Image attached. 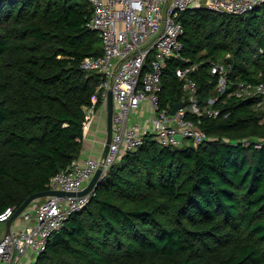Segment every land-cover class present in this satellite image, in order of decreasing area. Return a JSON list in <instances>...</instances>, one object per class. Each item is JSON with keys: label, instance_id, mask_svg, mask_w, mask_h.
<instances>
[{"label": "trees", "instance_id": "1", "mask_svg": "<svg viewBox=\"0 0 264 264\" xmlns=\"http://www.w3.org/2000/svg\"><path fill=\"white\" fill-rule=\"evenodd\" d=\"M90 13L89 0H0V212L49 188L81 156L100 79L81 61L102 52L86 26ZM179 18L182 53L198 65L197 99L219 94L220 113L199 121L208 139L172 148L146 135L33 264H264V104L231 94L238 81L264 80V4L240 14L187 9ZM212 61L232 64L224 92L214 88ZM183 64L167 60L163 104L183 96L175 75Z\"/></svg>", "mask_w": 264, "mask_h": 264}, {"label": "built area", "instance_id": "2", "mask_svg": "<svg viewBox=\"0 0 264 264\" xmlns=\"http://www.w3.org/2000/svg\"><path fill=\"white\" fill-rule=\"evenodd\" d=\"M91 13L86 26L98 32L102 52L88 55L81 66L98 73L100 79L91 105L86 108L83 134L86 136L95 104H106L112 93V130L105 155L79 156L50 178L49 188L78 192L101 167L102 178L109 167L128 150H136L145 136L154 134L164 146L183 145L208 139L199 125L203 115L216 116L219 108L196 97L198 86L191 72L197 63L184 57V31L180 15L187 9L206 8L217 13L240 14L262 6L264 0H89ZM170 57L183 59L186 64L175 68L182 81L180 106L171 113L173 104L161 102L162 71ZM231 63L211 62L210 72L217 74L215 90L224 92L233 84L229 76ZM231 94L237 97L258 96L264 104V80L250 83L238 81ZM146 102L151 112L150 126L130 122V114ZM181 135V139L178 138ZM264 141V138L261 139ZM260 140V141H261ZM260 142L256 143L259 146ZM92 187L83 194H49L32 201L19 215L23 226L0 233V264H33L45 251L49 238L60 229L68 216L83 208L95 194ZM15 210L6 207L0 212V229Z\"/></svg>", "mask_w": 264, "mask_h": 264}, {"label": "water", "instance_id": "3", "mask_svg": "<svg viewBox=\"0 0 264 264\" xmlns=\"http://www.w3.org/2000/svg\"><path fill=\"white\" fill-rule=\"evenodd\" d=\"M112 104H113V99H112V93L109 90L108 91V96H107V133H106V140L104 143V150H103V155H105L109 142H110V137H111V130H112V119H111V114H112ZM181 102L177 101L173 103V106L171 108V113H174L175 110L180 106ZM178 138L181 139V135L178 134ZM101 167H99L95 173L93 174V176L91 177L90 181L88 182V184L81 190H79L78 192H71V191H64L61 189H57V188H47L45 190L42 191H37V192H33L31 194H29L25 200L17 207L15 208V210L13 211V213L11 214V216L6 220L5 222V231L9 232L10 231V226H11V222L16 219L20 213L22 212L23 209H25L32 201H34L35 199L41 198L43 196L49 195V194H83L88 192L92 187H96L99 180H100V175H101Z\"/></svg>", "mask_w": 264, "mask_h": 264}, {"label": "crops", "instance_id": "4", "mask_svg": "<svg viewBox=\"0 0 264 264\" xmlns=\"http://www.w3.org/2000/svg\"><path fill=\"white\" fill-rule=\"evenodd\" d=\"M106 104H99L95 107L90 119L89 128L84 137V144L81 156L98 157L104 150V143L107 133V112ZM23 226L21 218L17 217L11 222L12 229H18ZM5 225L0 229V233L5 230Z\"/></svg>", "mask_w": 264, "mask_h": 264}, {"label": "rangeland", "instance_id": "5", "mask_svg": "<svg viewBox=\"0 0 264 264\" xmlns=\"http://www.w3.org/2000/svg\"><path fill=\"white\" fill-rule=\"evenodd\" d=\"M151 117V112L147 106L146 102L140 104V107L137 111H134L130 114V122L131 123H138L142 126L149 127V121ZM192 143L191 140H185L183 145H187ZM19 217V216H18Z\"/></svg>", "mask_w": 264, "mask_h": 264}, {"label": "clouds", "instance_id": "6", "mask_svg": "<svg viewBox=\"0 0 264 264\" xmlns=\"http://www.w3.org/2000/svg\"><path fill=\"white\" fill-rule=\"evenodd\" d=\"M101 179V178H100Z\"/></svg>", "mask_w": 264, "mask_h": 264}]
</instances>
